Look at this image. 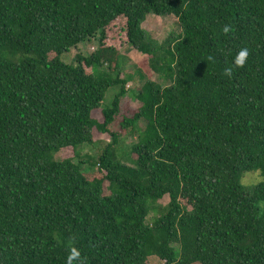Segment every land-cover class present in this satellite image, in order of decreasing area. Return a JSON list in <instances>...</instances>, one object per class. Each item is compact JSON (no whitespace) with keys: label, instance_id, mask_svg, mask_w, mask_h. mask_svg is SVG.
I'll use <instances>...</instances> for the list:
<instances>
[{"label":"trees","instance_id":"16d2710c","mask_svg":"<svg viewBox=\"0 0 264 264\" xmlns=\"http://www.w3.org/2000/svg\"><path fill=\"white\" fill-rule=\"evenodd\" d=\"M150 13L177 19L166 49L141 28ZM119 19L149 62L132 114L122 99L133 76L108 42ZM245 47V66L225 76ZM139 121L128 165L116 145ZM94 130L110 142L82 158ZM252 171L263 180L246 188ZM73 236L85 264H264V0H0V264H67Z\"/></svg>","mask_w":264,"mask_h":264},{"label":"rangeland","instance_id":"374dc122","mask_svg":"<svg viewBox=\"0 0 264 264\" xmlns=\"http://www.w3.org/2000/svg\"><path fill=\"white\" fill-rule=\"evenodd\" d=\"M141 28L146 32L147 37L157 42L161 45L162 49H166L171 45L170 41L177 39L180 36V27L177 23V19L173 15L166 16H157L152 13L146 15L145 19L141 23ZM123 19H119L117 23H113L107 27L108 42L116 46L120 52V70L121 74H130L132 79L127 82L126 95L122 99V111L123 114H132L134 110L139 106V102L135 98L134 92L136 93L137 89L142 84V79L136 75V70H138L139 64H146L148 62V57H145L143 54L137 52L133 49L128 43L124 41L123 34ZM96 49V41L93 39L85 44H78L77 47L71 48L67 53L62 55V60L74 64L75 55L77 53L88 54ZM147 60L146 63H144ZM145 66H142L144 68ZM106 70L105 67L101 68L100 71ZM150 79L157 82L160 86L164 87L169 85L172 80L167 77L164 73H154L151 71ZM119 90V86L110 87L104 96L101 107H108L111 105L113 96ZM98 113V112H96ZM123 116H120L118 120H122ZM117 123V120H116ZM144 122L139 121L137 123L136 130L126 129L121 137L118 140L116 145L117 157L118 159L128 165H133V159L135 158L134 154L131 153V146L138 141L139 131L144 129ZM115 126V125H114ZM94 142L91 144H84L80 149L79 153L82 158L91 157L92 159H97L103 150L105 144L110 142V137L106 133H99L96 130L93 131ZM71 156L72 152L68 151L67 154L62 152H57L54 154V157L58 160L63 156ZM82 168L87 169L88 172L96 169L94 166H90L88 163L82 165ZM263 177L259 174L258 171L246 172L241 180V184L250 188L253 185L261 182ZM108 183L104 184V195L110 193V188H107ZM168 202V196H164L158 200L153 206L154 207H163ZM157 210H151L149 215L146 218V222L151 223L153 218L158 214ZM148 262L150 264H162L159 258L156 256H149Z\"/></svg>","mask_w":264,"mask_h":264},{"label":"clouds","instance_id":"9594fccd","mask_svg":"<svg viewBox=\"0 0 264 264\" xmlns=\"http://www.w3.org/2000/svg\"><path fill=\"white\" fill-rule=\"evenodd\" d=\"M225 36L232 34L233 28L231 24H225L221 29ZM250 55L248 48H242L239 50L237 55L234 58L233 66L226 67L224 69V75L231 78L234 74L233 68H243L248 60ZM76 237L71 238V246L69 248V254L67 256V264H85V257H82L81 251L78 247L75 246Z\"/></svg>","mask_w":264,"mask_h":264}]
</instances>
